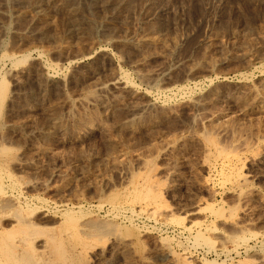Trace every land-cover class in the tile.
Returning a JSON list of instances; mask_svg holds the SVG:
<instances>
[{
	"label": "rangeland",
	"instance_id": "374dc122",
	"mask_svg": "<svg viewBox=\"0 0 264 264\" xmlns=\"http://www.w3.org/2000/svg\"><path fill=\"white\" fill-rule=\"evenodd\" d=\"M1 80L0 243L264 264V0H0Z\"/></svg>",
	"mask_w": 264,
	"mask_h": 264
},
{
	"label": "bare ground",
	"instance_id": "6f19581e",
	"mask_svg": "<svg viewBox=\"0 0 264 264\" xmlns=\"http://www.w3.org/2000/svg\"><path fill=\"white\" fill-rule=\"evenodd\" d=\"M8 92V84L5 81H0V96L2 100L6 96L5 94ZM4 96V97H3ZM214 144V143H213ZM239 184V183H238ZM243 184V183H242ZM143 189V188H142ZM145 190V189H143ZM149 190V189H148ZM151 191V190H149ZM153 191V190H152ZM150 194V193H148ZM157 194V193H156ZM141 195V193H140ZM147 196V195H145ZM152 196V195H151ZM157 196V195H156ZM160 196V195H159ZM148 198V197H147ZM159 199V198H158ZM149 200V199H148ZM18 219V217H16ZM27 224V223H26ZM29 224V223H28ZM36 225V224H35ZM38 232V231H37ZM23 233V232H22ZM1 235V234H0ZM43 235V234H42ZM31 237V236H30ZM52 238V237H51ZM6 239V238H5ZM8 240V239H7ZM7 240H1L0 246L2 250L3 256L6 260L12 264H40L44 261V257L33 249H29L23 254H16L14 252V247ZM29 240V239H28ZM55 250H59L60 246L56 243L53 244ZM61 245V243H60ZM23 252V251H22ZM1 255V254H0ZM59 255V254H58ZM3 258V257H2ZM77 260V259H76ZM46 262V261H45ZM79 263V262H78Z\"/></svg>",
	"mask_w": 264,
	"mask_h": 264
}]
</instances>
